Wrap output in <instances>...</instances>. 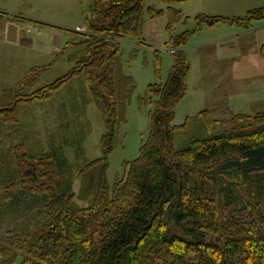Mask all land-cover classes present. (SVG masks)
Here are the masks:
<instances>
[{"label": "trees", "instance_id": "trees-1", "mask_svg": "<svg viewBox=\"0 0 264 264\" xmlns=\"http://www.w3.org/2000/svg\"><path fill=\"white\" fill-rule=\"evenodd\" d=\"M145 11V0H91L83 8L94 34L85 41L84 59L70 60L83 69L90 66V90L104 124L101 157L71 163L54 147L44 152L27 146V168L14 172L7 165L0 172V216L3 201L16 197L19 181L46 176L51 182L47 220L19 243L26 254L21 264H264V109L235 116L238 127L222 132H212L216 121L202 111L194 117L193 141L175 150V132L192 120L172 124L175 107L187 94L190 64L183 51L174 53L166 82L150 85L157 86L151 92L157 99L149 137L130 163L127 179L113 187L108 182L109 157L120 145L136 89L122 71V40L142 38ZM262 19L264 6L244 18L198 17L209 26ZM49 67L32 71L45 73ZM76 67L63 81L80 72ZM55 84L45 97L61 85ZM35 98L27 101L33 104ZM14 109L16 102L0 98V123ZM77 152L85 154L82 146ZM75 170L82 178L78 194L73 193ZM17 260V254L0 247V264Z\"/></svg>", "mask_w": 264, "mask_h": 264}, {"label": "rangeland", "instance_id": "rangeland-1", "mask_svg": "<svg viewBox=\"0 0 264 264\" xmlns=\"http://www.w3.org/2000/svg\"><path fill=\"white\" fill-rule=\"evenodd\" d=\"M90 4L91 0L85 4L82 0H0V98L18 104V109L1 118V173L7 165L15 172L31 164L27 146L44 152L54 147L71 163L101 157L104 124L90 90V66L83 69L84 65L70 60L84 59L85 41L94 34L83 16L84 6ZM145 5L142 38L122 40V71L133 79L136 89L127 106L120 145L109 157L107 179L112 187L127 179L130 163L139 158L149 137L150 112L156 107L152 102L157 99L151 93L157 86L150 85L166 82L174 53L186 54L190 72L187 94L176 105L172 124L192 119L183 131L175 132V150L193 141L197 135L194 117L202 111H209L216 121L212 132H222L238 127L235 116H252L264 109V19L249 25L216 26L198 20L200 16L244 18L263 7L264 0H145ZM44 66L51 67L45 73L32 71ZM74 66L80 72L63 81ZM53 83L61 85L45 97ZM33 98V104L27 101ZM81 146L83 157L77 152ZM81 182L75 170L74 194L79 193ZM50 184L46 176L36 182L19 181L16 197L3 201L0 247L17 254L16 264L26 258L19 243L47 220Z\"/></svg>", "mask_w": 264, "mask_h": 264}, {"label": "crops", "instance_id": "crops-1", "mask_svg": "<svg viewBox=\"0 0 264 264\" xmlns=\"http://www.w3.org/2000/svg\"><path fill=\"white\" fill-rule=\"evenodd\" d=\"M223 24V23H222ZM219 25V23L215 24L214 26Z\"/></svg>", "mask_w": 264, "mask_h": 264}]
</instances>
